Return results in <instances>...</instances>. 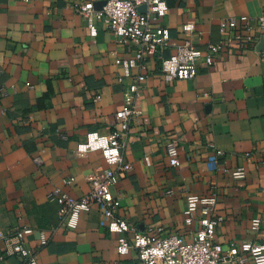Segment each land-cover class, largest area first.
<instances>
[{
    "label": "crops",
    "instance_id": "crops-1",
    "mask_svg": "<svg viewBox=\"0 0 264 264\" xmlns=\"http://www.w3.org/2000/svg\"><path fill=\"white\" fill-rule=\"evenodd\" d=\"M106 1L0 0V89L6 92L0 94V234L13 238L22 232L38 264H138L135 253L118 254L122 236L101 226L99 211L81 213L70 228L63 207L49 199L55 189L80 199L90 193L92 176L105 178L113 168L101 152H76L88 134L119 129L126 82L118 81L123 71L116 60L136 53V47L118 44L100 21L91 34L78 13L89 3L99 11ZM168 5V16L154 22L169 29L167 58L186 41L203 53L229 36L253 41L233 44L213 66L201 60L192 80L167 82L160 60H150L138 99L142 116L125 154L131 171L117 176L111 191L134 229H162L185 241L194 238L201 218L199 211L187 224V196H216L214 217L221 221L215 242L224 252L238 248L247 256L251 244L263 243L253 220L260 219L264 228V26L259 21L264 0H168ZM231 18L236 31L224 33L222 24ZM187 24L194 25L192 32L184 31ZM170 142L178 148L177 167L170 164ZM210 143L224 152L216 171L209 169L215 158ZM239 168L246 170L244 179L231 175ZM8 246L0 235V264H25Z\"/></svg>",
    "mask_w": 264,
    "mask_h": 264
},
{
    "label": "built area",
    "instance_id": "built-area-1",
    "mask_svg": "<svg viewBox=\"0 0 264 264\" xmlns=\"http://www.w3.org/2000/svg\"><path fill=\"white\" fill-rule=\"evenodd\" d=\"M141 8L145 10L141 11ZM169 11L168 0H107L99 11H96L91 3L78 8V13L88 21L91 34H96L95 22L100 21L116 37L118 44L132 45L136 47V53L132 58L116 60V64L123 71L118 81L126 82L125 106L117 113L119 129L107 135L90 133L78 143L76 149L78 154L101 152L113 168L108 171L105 178L92 176L89 180L90 193L80 199H74L60 189L53 190L49 199L63 207V214L68 217L67 227L70 228L77 225L81 213L93 209L99 211L102 216L101 226L111 234L122 236L117 247L118 254L129 256L135 253L138 264H247L249 260L254 264H264V228L260 219L253 220L252 229L259 233L263 243L251 244L245 250L247 256L240 255L238 248L224 252L221 245L215 242L216 228L221 221V218L214 217L218 202L216 196L209 198H201L195 194L187 196L185 210L187 224L193 223L195 213L200 211L201 214L200 229L191 241H185L175 235H164L162 229L150 233L139 232L119 213L121 200L112 194L111 187L117 176H125L131 171L125 154L133 127L142 116L138 99L148 77L150 60L154 58L160 60V71L167 82L192 80L197 77L198 63L201 60L213 66L216 59L233 44H250L253 41L251 36H229L223 44L209 45L206 53L196 48L191 41H186L178 45L175 54L167 58L164 54L170 46L169 29L155 27L154 22L165 19ZM241 21L245 23L247 29H253L247 16H242ZM259 21L264 26V13ZM222 28L224 33L227 30L236 31V19L227 20L222 24ZM193 30L192 24H187L184 28L188 33ZM0 94L6 95V92L0 89ZM98 100L100 96L95 99ZM208 147L215 155L209 162V169L216 171L224 152L213 143L208 144ZM167 153L171 159V166H179V152L175 142L167 145ZM36 161L40 163L39 159ZM231 175L234 179H244L246 170L239 168ZM72 182L73 179L67 181L68 184ZM166 194L172 195L173 191L169 190ZM130 233L132 236L128 237ZM0 235L6 238L9 252L22 256L25 264H38L37 254L27 248L22 232H17L13 238H7L5 233ZM45 244L46 241L43 240L42 245Z\"/></svg>",
    "mask_w": 264,
    "mask_h": 264
},
{
    "label": "water",
    "instance_id": "water-1",
    "mask_svg": "<svg viewBox=\"0 0 264 264\" xmlns=\"http://www.w3.org/2000/svg\"><path fill=\"white\" fill-rule=\"evenodd\" d=\"M105 3H106V2H105ZM104 5H105V4H104ZM140 10H141V11H144L145 9H144V8H141Z\"/></svg>",
    "mask_w": 264,
    "mask_h": 264
}]
</instances>
